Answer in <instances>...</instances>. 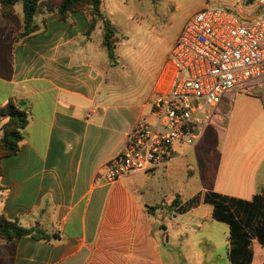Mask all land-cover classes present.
Wrapping results in <instances>:
<instances>
[{
    "label": "crops",
    "instance_id": "0c3cea01",
    "mask_svg": "<svg viewBox=\"0 0 264 264\" xmlns=\"http://www.w3.org/2000/svg\"><path fill=\"white\" fill-rule=\"evenodd\" d=\"M108 1L101 12L111 21ZM91 20L88 10L65 20L40 10L35 32L21 38L23 5L4 16L0 0V107L22 101L29 116L19 151L1 163L0 214L48 235L1 240L0 264H264V147L243 155L226 119L149 173L103 179L102 167L126 148L138 120L155 124L168 57L139 69L120 51L111 21V60L103 24L91 31ZM212 148L214 163L199 182ZM161 176L166 184L154 186Z\"/></svg>",
    "mask_w": 264,
    "mask_h": 264
},
{
    "label": "built area",
    "instance_id": "2783aa9c",
    "mask_svg": "<svg viewBox=\"0 0 264 264\" xmlns=\"http://www.w3.org/2000/svg\"><path fill=\"white\" fill-rule=\"evenodd\" d=\"M257 9L242 17L206 6L187 19L168 56L166 89L152 105L156 122L138 120L126 148L102 167L106 183L149 173L170 162L179 146L222 129L229 96L250 95L264 106V0Z\"/></svg>",
    "mask_w": 264,
    "mask_h": 264
},
{
    "label": "rangeland",
    "instance_id": "374dc122",
    "mask_svg": "<svg viewBox=\"0 0 264 264\" xmlns=\"http://www.w3.org/2000/svg\"><path fill=\"white\" fill-rule=\"evenodd\" d=\"M232 2L233 0H109L108 11L118 31L120 51L135 59L139 69H143L147 66L162 65L167 60L184 23L200 9L206 6L222 8L242 17L257 12L256 7H252L253 0H244L241 10L233 8ZM126 81L133 82L131 77ZM239 95L236 100L231 98L230 105L222 107L227 110H222V114L226 117L225 127L229 133H237L239 136L245 155L255 148L264 147V112L262 113L261 108L263 107L264 111V106L258 98L246 94ZM213 155L215 149L212 148L204 155L209 162L206 159L200 162L196 176L199 182L204 179L202 173L206 165L214 163ZM163 184H166L163 176L153 181L154 186Z\"/></svg>",
    "mask_w": 264,
    "mask_h": 264
},
{
    "label": "trees",
    "instance_id": "16d2710c",
    "mask_svg": "<svg viewBox=\"0 0 264 264\" xmlns=\"http://www.w3.org/2000/svg\"><path fill=\"white\" fill-rule=\"evenodd\" d=\"M18 3L23 5L24 13L21 38L35 32V16L40 10L49 13L57 12L63 20L67 19L71 13L88 10L92 17L90 30H95L99 23L103 24V44L107 49L109 58L115 59L116 29L101 12L102 0H1V13L4 16L11 15ZM24 106L26 105L22 101H10L0 107V124L4 122L2 125L3 133L0 138V170L3 159L15 155L20 149V144L23 141V130L29 124L28 112L27 109L23 110ZM261 190L264 191V186ZM216 209H220V206L217 205ZM25 237L47 239L48 235L40 228H23L18 222L11 221L0 214V241L4 240L16 244Z\"/></svg>",
    "mask_w": 264,
    "mask_h": 264
},
{
    "label": "water",
    "instance_id": "95a60500",
    "mask_svg": "<svg viewBox=\"0 0 264 264\" xmlns=\"http://www.w3.org/2000/svg\"><path fill=\"white\" fill-rule=\"evenodd\" d=\"M23 110H26V106L23 107Z\"/></svg>",
    "mask_w": 264,
    "mask_h": 264
}]
</instances>
